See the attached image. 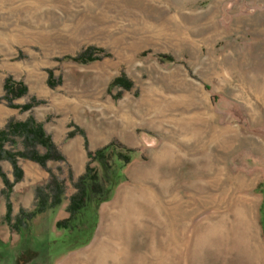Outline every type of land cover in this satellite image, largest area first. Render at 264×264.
<instances>
[{"label": "rangeland", "instance_id": "1", "mask_svg": "<svg viewBox=\"0 0 264 264\" xmlns=\"http://www.w3.org/2000/svg\"><path fill=\"white\" fill-rule=\"evenodd\" d=\"M8 80L26 88L12 102ZM30 118L71 153L41 167L64 200L87 151H135L92 238L110 264H264V0H0V130ZM18 166L0 171L26 187ZM128 187L135 205L116 204ZM37 229L0 241V264H52L60 236Z\"/></svg>", "mask_w": 264, "mask_h": 264}, {"label": "trees", "instance_id": "2", "mask_svg": "<svg viewBox=\"0 0 264 264\" xmlns=\"http://www.w3.org/2000/svg\"><path fill=\"white\" fill-rule=\"evenodd\" d=\"M91 51H86L75 60L82 64L96 60ZM116 83H122L126 89L131 86L129 82H123L122 78L117 79ZM6 90L9 102L19 99L26 93V88L22 84L14 83L11 80L7 81ZM73 135L70 134L69 137L71 138ZM15 138L21 140L23 150L17 152L6 150L7 144H16ZM38 147L45 149V152L41 154ZM134 153V150L116 142H111L93 152L87 151L88 161L85 171L73 182L74 193L67 198L66 213L68 216L55 225L56 229L61 232L60 238L54 241L57 245V253L64 254L79 249L92 240L97 228L99 208L111 199L115 188L124 181L123 170L131 162ZM18 159L35 162L43 168H46L48 161H64V157L50 136L46 134L43 125L32 118L25 122L10 120L0 130V161L6 160L11 163L14 183L22 178ZM48 172L50 175L48 182L35 189L32 209L30 211L21 210L15 218H12L8 197L14 183H10L0 171L5 186L3 194L7 201L4 221L11 230L20 233L37 215L46 211L54 212L60 207L65 198V182L52 171Z\"/></svg>", "mask_w": 264, "mask_h": 264}, {"label": "crops", "instance_id": "3", "mask_svg": "<svg viewBox=\"0 0 264 264\" xmlns=\"http://www.w3.org/2000/svg\"><path fill=\"white\" fill-rule=\"evenodd\" d=\"M55 145L58 146L57 144ZM61 151L63 152L62 154L64 155L65 159L69 162L68 157L71 154L69 152V149L64 148ZM22 162L19 161L18 163L23 171V179L26 180V184L28 186L25 187L21 185L18 187V185L20 184L19 182L12 188V191L10 193V201L12 204L11 216H16L21 209L24 211H30L34 203V192H33L34 188L37 186L45 185L49 179L48 172H46L38 164L30 161H24L23 163ZM52 163H53L52 161L48 162L47 167H50ZM1 166L3 168H6V172H5L6 177L11 182H13L12 180L13 174L11 176L12 168L9 167L7 169L8 165L4 163H2ZM72 171L78 178L83 174L85 168L84 171H82L81 173L80 168L76 170L72 166ZM1 189L2 187L0 184V190ZM67 204H68V200L66 199L63 200L61 207L54 214L55 218L53 219V221L50 222L45 219L47 215H51V212L48 211L44 212L33 218L32 221L28 224L29 226L27 228L22 229L20 233L11 230V228L4 221V223H2V225L0 226V241L5 244L8 243L10 239L17 241L19 240V238H21L20 236H23L25 233H29L31 231H33V235L36 236V233L38 231L37 228L42 226L50 228L49 230L51 232H55V235L60 236L61 232L56 230L55 225L58 221L67 218L68 216V214L66 213ZM4 206L5 204L3 205V199H2V201H0V217H3V220L6 214V207ZM51 241L46 242L45 239L44 241L40 242V245H42V248L48 250L49 243H51ZM29 249L32 252L35 251L34 248H29ZM52 260H53L52 264H110V252L108 246L104 247L96 244L94 245L92 240L88 245L81 247L79 249L64 254L56 253L53 255Z\"/></svg>", "mask_w": 264, "mask_h": 264}, {"label": "bare ground", "instance_id": "4", "mask_svg": "<svg viewBox=\"0 0 264 264\" xmlns=\"http://www.w3.org/2000/svg\"><path fill=\"white\" fill-rule=\"evenodd\" d=\"M166 147V146H165ZM163 154L165 155V160H166V158H168L169 156L170 157H172L173 158V152L172 151H169V150H167V151H165V152H163ZM162 154V155H163ZM163 155V156H164ZM171 158V159H172ZM155 159V158H154ZM163 159H164V157H163ZM174 159V158H173ZM156 160V159H155ZM164 161V160H163ZM144 178V177H143ZM142 177H141V179H143ZM141 181V180H140ZM170 183V182H169ZM141 185V184H140ZM147 188V187H146ZM134 196H135V194H134V192H133V189L132 188H125V192H124V194L123 195H119V199L117 200V202H116V204H123V205H126V206H129V207H132L133 205H135V203H133L134 202ZM174 216V215H173ZM241 219H244L243 217L241 218ZM239 229H241V232L243 233V235H246V227L244 228V227H239V225L237 226ZM245 238H246V236H245ZM245 242H247V244H248V241L247 240H245Z\"/></svg>", "mask_w": 264, "mask_h": 264}]
</instances>
